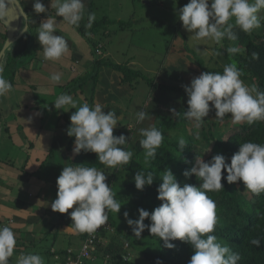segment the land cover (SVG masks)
<instances>
[{"label":"clouds","instance_id":"9594fccd","mask_svg":"<svg viewBox=\"0 0 264 264\" xmlns=\"http://www.w3.org/2000/svg\"><path fill=\"white\" fill-rule=\"evenodd\" d=\"M18 4V0H0V19L7 15V5ZM50 8L55 9V15L47 14L39 24L36 39L43 47L45 60L58 61L65 56L69 49L63 36L57 35L58 23L56 17H62L60 23H66L73 28H79L86 13V0H50ZM264 9V0H189L179 9L178 18L182 27L195 41L211 40L220 44L225 38L237 40L234 26L242 32L251 33L261 27L264 16L258 13ZM33 10L37 14L46 13V7L41 0H33ZM96 14H87V28H91ZM235 24L230 23L233 20ZM11 44L7 43V48ZM200 51V49H197ZM229 54H236L237 47H228ZM253 59H259V54L252 53ZM0 65V97L12 90V84L2 75ZM242 73L233 61L223 68L221 73L202 72L198 77L184 86L188 97L187 111L183 117L199 128L211 110H215V117L221 121L230 115L233 123H247L252 125L257 121H264V91L256 85L251 87L240 79ZM62 74L53 73L50 82H61ZM211 103V108H210ZM65 106L75 111L70 116V126L66 134L74 137L73 156L81 151L94 153L97 160L108 168L129 164L133 156L132 151L125 150L127 137L123 134L114 136L117 118L114 112L103 110V106L96 103L90 107L87 102L77 108L73 97L61 94L54 102V108L61 110ZM65 112V111H64ZM68 112V111H67ZM175 115L174 110L170 109ZM149 113L137 111V122H142ZM143 137L139 141L144 150L145 164L155 159L157 149L161 146L164 135L155 125L141 129ZM178 145L183 152L186 140L180 137ZM208 147L206 152H210ZM222 154H216L208 161L202 156H196L190 170H185V178L195 176L201 181L200 186L185 184L181 187L170 169L160 173L161 182L157 191L160 205L149 211L138 209V219L129 218L128 212L123 216L127 225L132 229L136 239L147 229L148 232L164 242V247L173 249L171 241L179 240L187 243L193 250L188 264H238L241 259L239 253H234L226 244L218 242L214 233L217 216L216 203L208 196L209 192L224 189L221 183L225 179L228 184L241 182L252 193L264 192V144L245 142L239 145L230 162ZM67 165L64 166L56 180L57 193L51 202V210L55 213H68L72 221L71 228L75 233H95L108 222L107 211L119 213L121 204L115 199L112 189L106 183L104 172L95 166ZM222 172L226 176L222 177ZM154 181V172H136L134 185L137 191H143ZM75 205V207H74ZM72 209L71 212L69 210ZM145 219L150 224H145ZM251 244L259 247L260 240L252 239ZM16 246V235L11 227H0V264H9ZM15 264H45L39 254H21ZM160 264V261H157Z\"/></svg>","mask_w":264,"mask_h":264},{"label":"rangeland","instance_id":"374dc122","mask_svg":"<svg viewBox=\"0 0 264 264\" xmlns=\"http://www.w3.org/2000/svg\"><path fill=\"white\" fill-rule=\"evenodd\" d=\"M184 1L186 2V4L189 2V0ZM43 4L45 5L47 12L41 13V15L35 13L32 8L30 9L31 6H29L28 12L32 17L29 21L27 19L28 27H26V22L23 20L24 17L22 15L21 16L23 18H21L20 15L18 18L16 17L12 5L6 6L7 12L9 11L10 13L9 18L6 15L5 18L0 19V33H5V31L7 30L6 36L9 32L15 31L16 28L17 29L14 32V35L16 37H22L26 34V32H29V34H27L28 36L26 35V41L23 44L16 43V41L13 45L14 49L12 47V49L14 50V61L17 63V67H20L21 64L25 62L30 63L31 61L36 60L39 61V63L36 62L37 64L50 65L47 66L45 70L48 75L38 73L40 77L36 78L33 75L26 74V81L24 83H26L27 87L24 91L27 92H30L31 89L38 88L33 84H40L39 87H42L41 82H46L53 73H56L55 70L64 68L62 59H68V54L63 56L58 61L48 60L47 62L44 59L43 47L39 45V42L36 39L38 34L37 30L39 28L38 19L45 20L47 14L54 16L55 9H51L50 5L48 6L47 3ZM180 8L181 6L176 0H86V11L92 9L91 12H94L96 14V19L105 17L110 20H122L131 22V29H128L129 25H127L123 29H118L116 25L109 26L108 37H106L104 40V42L106 43L105 52H110V54H112L113 56H108L109 59L112 60V58H114V60L118 61V64L134 61L138 66H140L135 69L142 71L147 79H153L154 83H157V81L166 83L168 82V84H175L178 87L184 88V86L190 84L193 78L198 77L201 74L196 62V58L202 60L207 68H224L225 59L222 52H224L226 44L223 41L220 44H217L211 40L195 41L191 39L190 36L192 35V33L187 32L182 27V24L179 21L178 12ZM22 11L24 12L23 8ZM24 13L26 14V12ZM258 15L264 16V9H261ZM85 18L86 13L84 18L80 22L79 28H73L68 26L66 23H60L62 21V17H56L57 23L59 25L55 33L64 37V39L68 43V49L72 48L73 51L84 56L86 54L84 47L87 44L91 48L94 47V43L102 42L101 39L96 38L93 35L87 36L86 39L89 38V43H86V40L81 38L80 30L85 31L86 33L90 32V29L86 27L87 24L85 23ZM4 21H7L6 24H8L9 26H7ZM23 22H25V24ZM229 22L235 24L234 19L230 20ZM4 25L5 27H7L6 30H4ZM170 27H173L175 30L181 29L182 33L187 37L186 41H188L186 42V48L189 49L188 52H185L186 48L184 47L185 43L183 42L181 48L182 50H179L181 51V53H179L178 48H180V43L177 40L182 42L181 40L183 39H181V37L179 36L177 37L178 39L176 38L177 40L175 38H171V33L173 30H171ZM24 29L25 31L24 33H22ZM263 30L264 20L261 21V27L259 29H254V32L256 34H260ZM70 31L73 32L72 35ZM179 31L180 30H178L177 32ZM77 41L80 44H78ZM232 45L236 47V43H232ZM174 48L177 49L176 53L171 52ZM197 49H200V51H197ZM6 54L7 53H5L4 55ZM116 61L113 62L116 63ZM51 67H55L57 69ZM49 68L51 69L48 71ZM81 68H83V66L81 65H71L69 68L70 73L74 74ZM110 75H115V77H117L118 74H111L110 72ZM70 77H65V79L63 78L65 84H63L61 88L59 87L58 95L56 96V98L63 94L64 91L67 90V87L70 86ZM63 79H61V81ZM244 84L249 86L245 82ZM100 86L101 84H99V87L95 89V92L99 91ZM11 91L14 92L15 89H12ZM14 93L11 95L12 99ZM109 93L112 95V98L114 97V100L116 102V105L113 106L112 112L118 115L116 116L118 124L114 129V132L118 131L120 135L123 134L128 138L127 144L123 147L125 148V150L132 151L134 153L137 141H140V139L142 138L141 134L138 133V130L146 129L148 126L151 127L152 125H155L156 119L154 117L145 121V125L143 120L141 122L143 123V126L140 124V122L138 123V126L136 125V113L137 111H143L145 109V104L147 103L150 89L146 85V81L142 79L138 82L135 88L119 82L117 85H115V89H113L111 86ZM7 95L8 94L0 97V111L3 113H5L6 111L5 114H7L9 118L13 117V115H11L9 112L10 108L13 109L14 106L10 105V107L5 108V102L3 98L6 97L8 103L10 101ZM26 95L27 94L25 93L23 94V100H25L26 102L30 101L28 100ZM81 95V97L83 98H80V95L78 97L72 96L74 101L76 102L77 108L85 102L88 103V98L91 97L89 88H83V94ZM174 96L175 100L174 98H172V101H176V106L175 109L171 110H174L176 113L177 110L180 109V107H183L187 111V95L182 92ZM174 96H170V94H168L167 99L170 101V98ZM20 103L22 104V102L18 100L17 108H25V106L22 107ZM106 103L107 102H105V105ZM103 110L105 111V113H107L108 111L106 109V106H103ZM74 111L75 109H72L71 112H68L72 114ZM55 113L56 115H58L60 112L59 110H56ZM161 114L167 117L170 116L172 120L177 117V115L173 114L170 111H167L166 109H162V113H160L159 115ZM181 115L183 116V113H180L179 116ZM160 123L161 121L158 120L156 125H160ZM204 123L207 124H202L205 130H202V126H200L199 128H195L193 126V123L188 120L185 123H179L176 127L177 131L180 132V135L176 136L177 132H173V130H171L167 133V137L169 141H178L182 134L186 135L188 139L192 140V149L195 151L201 150L204 154V158H207L210 155L218 154L216 149L213 148V144L218 142L221 133H224L226 131H235L231 127H238L237 125L244 124L233 123L230 115H226L224 120L221 121L215 117L214 109L211 110L208 116L204 118ZM212 123L216 124L214 125ZM36 124H34V128L30 136H28L29 133L25 130L20 134L22 140L21 145H24L26 143V146L23 149L25 150V152L27 151V154L24 155L26 156V158H28V164L33 165L30 161L34 158L37 165H70L71 160L73 159L72 149L74 145L72 143V145L70 146V137H68L66 134L68 126L61 119L60 114L58 115L57 127L54 130L60 135L58 137H55V143H57L56 145L60 146L58 148H56V145L53 147V144L51 145L53 141H51V146L48 145L47 148L49 149L45 153L41 151L34 153L33 151H31L32 143L28 140L27 136L30 138H35L36 136H38V129L43 126V122H38ZM182 127H184L185 130H182ZM134 132L135 134H133ZM210 135H213V140L211 139ZM9 136H13L12 130H7L6 133L4 131L0 134V165H9V162L11 164L14 163L15 165H25V163H23L22 161V153H24V150H19L20 148L11 147ZM114 136H119V134L117 135L116 132L114 133ZM209 141H211L212 143H209ZM208 147L211 149L210 152H206ZM53 148L56 149L54 150ZM12 150H15L16 153L9 154V152ZM50 151H52V156H48V152ZM36 156H38L39 158L36 159ZM132 158L129 162L130 164L132 163ZM141 162L145 164L144 154L143 157H141ZM193 164L194 162L192 163V165ZM179 165H176L177 168L174 166H170L169 168H167L172 171L176 179H180L181 177H183L182 173L185 171L181 161L179 162ZM145 166L150 167L149 165ZM153 170L160 177V173H162L165 169L160 170L155 168ZM101 171H103L105 176L107 177L106 183L112 189L115 199L118 196L129 197L133 193L134 195L135 193H137L136 189L129 190L126 186L130 182L134 183V179L131 178L128 174V169H125V165H118L115 168L106 167ZM238 189L242 194L246 193L247 191L243 184H238ZM54 200L55 199H53L52 201ZM118 202L122 205L119 213L116 214L110 210L107 211V214L109 215V221L112 220L114 222V227L111 228L108 233L101 237V241L98 244V252L96 254L97 258L93 264H108L109 259L111 260L112 258H116L118 249L119 252L121 251V254L123 253L126 258L132 256L131 259L142 264H156V262H150L148 260V256H154L159 253L161 240L158 237L152 236L147 229L141 234L140 239H136L133 236L132 229L127 225L123 213L128 212L129 218L138 219L137 208H135V206L128 202ZM147 203L148 204L144 205L142 208L149 211L150 213L154 208L160 205L156 200H150L147 201ZM66 215L67 213H54L55 226H57L59 223L65 224L67 222L66 217H68L69 214L68 216ZM144 223L150 224V221L148 219H145ZM118 231L122 232L120 236L118 235ZM25 243L26 242H24L23 244ZM131 243L133 244L132 247ZM49 245V241H44L41 244V247L44 249L49 247ZM54 246L55 248L59 247L58 244H55ZM30 250L31 248L29 246L23 245L22 251L19 252V250H17L16 252H19L18 254H29L32 253ZM48 257L52 256L48 255ZM12 258H16L14 253ZM11 264L14 263L11 262Z\"/></svg>","mask_w":264,"mask_h":264},{"label":"trees","instance_id":"16d2710c","mask_svg":"<svg viewBox=\"0 0 264 264\" xmlns=\"http://www.w3.org/2000/svg\"><path fill=\"white\" fill-rule=\"evenodd\" d=\"M176 1L181 6V8L186 5V2L184 0ZM41 2L47 3L48 6L50 5V0H41ZM91 10L92 9L86 11V24L87 14L92 13ZM26 16L28 17V20H31L30 18L32 16L30 15V13L26 14ZM42 21L44 20L38 19L39 24ZM111 25H116L118 29H123L127 25H129L128 29H131L130 21H116L104 17L101 19H95L91 28H89V33L80 30L81 38L86 40V43H89V38L86 39L88 35H93L96 38L101 39L102 42L94 43V47L91 48L87 44L85 46L86 55L84 57H79L77 52L73 51L72 48L69 49L67 53V60L69 62L68 67L70 68L71 65L77 64L83 66V68H81L74 74H70V86L67 87V90L64 91L63 94L78 97L79 95L83 94V88L88 87L89 92L91 93V97L88 98V104L90 107H93V95L99 78V70L101 68H109L114 72H118L120 74V82L122 84H127L132 88H135L138 82L143 79L144 81H146V85L150 89L164 96H167L168 94H170V96H174L182 92L185 93L184 88L168 84V82L166 83L157 81V83H154L153 79H147L142 71L131 67L128 62L117 64L114 63L111 59L103 57L101 52L103 48L104 50L106 48V43L104 42V40L106 37H108V28ZM170 29L173 30L171 33V38L176 39L178 36L181 37V39H183L181 40V45H183L184 42V47L186 48V42L188 40L186 41L187 37L182 33L181 29H178L180 30L179 32H177L178 30H175L173 27H170ZM234 31L237 34V40L230 41L227 38L223 40V42L226 44L225 50L224 52H222L225 59V65L230 64L234 61L237 64L238 69L242 73L240 79L250 87L252 85H256L260 91H264V30L260 34H256L254 30L251 33H245L242 32L239 27L234 26ZM27 34H29V32H26V34L22 36L17 43L23 44L26 41ZM72 34L73 32H71V35ZM6 37V34H3V36L1 37V44H4ZM177 41L180 43L179 40ZM232 43H236V47L239 49V51L234 55L229 54L226 51L228 47H234ZM78 44L80 43L78 42ZM1 48L2 45L0 47V50ZM13 49L1 58L0 65H2L3 67L2 75L14 87L15 76L18 67L17 63L14 61L15 57ZM188 50L189 49L186 48L185 52H188ZM253 52L259 54V59L252 58ZM196 62L201 73L209 71L222 74L223 72V68H207L204 62L198 58H196ZM45 65L46 64H44L43 66ZM47 66L50 65H46V67ZM67 111L71 112L72 109H70L69 106H65L63 109L59 110V114L64 123L69 127V118L71 114ZM184 111H186L185 108L180 107V109L177 110L176 113H183ZM179 115H177L174 120H172L170 116L167 117L158 115L156 117L155 126L163 133L164 140L161 146L157 149L155 159H152L150 163L147 164L150 167L145 166L146 164L141 162V157H143L144 150L140 146L139 141H137L135 145V152L133 153L132 163L125 164V169H128V174L133 179L136 172H143L147 174L148 171H153L154 181L151 186H146L143 191L136 190L137 193H135V195L133 193L129 197L118 196L116 198L118 199V201L131 203L133 206H135V208H137V210L142 208L144 205H147V201H158L156 189L159 187L161 178L153 169L157 168L163 170L169 168L170 166H174L177 168L176 165H179V162L181 161L184 170H190L193 166L192 163L195 162L196 156H202V158H204V154L201 150L195 151L192 149V140L188 139L184 134L181 135V137L186 140V147L183 149V152H181L179 148L178 141H169L167 133L173 130V132H177L176 136L180 135V132L177 131L176 126L179 123H185L187 121L182 115ZM158 120L161 121L160 125H156ZM202 124L207 125L204 122ZM237 126L238 127H231L235 131H226L224 133H221L218 142L213 144V148L216 149L218 154H222L228 158L226 162H230L231 156L239 150V145L242 143L254 142L258 144H264V121H257L252 125L244 123ZM182 130H185L184 127H182ZM202 130H205L204 126H202ZM116 132L117 135H120L118 131ZM116 132H113V135ZM210 136L213 140V135ZM74 139V137H70V146L74 142ZM141 139H143V137ZM209 143L212 142L209 141ZM51 155L52 151L48 152V156ZM212 156L214 155H210L207 158L205 157V161L210 160ZM27 160L25 162H27ZM83 164H85L84 166H95L98 170H104L106 168L105 165L101 164L97 160V157L94 153H85L81 151L79 155L73 156L71 165L78 166ZM9 165L15 164H11L9 162ZM42 166L43 164L40 165V167ZM223 176H226V173L222 172V177ZM177 181L179 182L181 187L185 184H191L193 186L199 187L201 183V181H199V178H196L195 176H190L188 178H185L183 176L180 179L178 178ZM221 183L224 185L223 190L207 193L208 196L212 198L216 203L217 224L214 233L212 234L217 237L218 242L226 244L232 252L240 254L241 259L238 264H264V192L255 194L247 190L246 193L242 194L238 189V184H242L241 182L230 185L226 182L225 179H222ZM126 186L129 190L136 189L134 183L131 182ZM158 202L159 204L161 203L160 201ZM110 223L111 228H113L114 222L111 220ZM121 233V231H118L119 236L121 235ZM84 236L85 233H82V239L84 238ZM102 236L103 232L100 237ZM252 239H259L260 246L256 247L252 245ZM171 243H173L175 247L173 249H168L163 246L164 242L161 241L159 253L154 256L149 255L148 260L150 262H156V264L157 261H160V264H188L191 256L193 255L191 246L179 240L171 241ZM132 246L133 244L131 243V247ZM131 258L132 256L126 258L125 255H123V253L121 254V251L119 252L118 249L116 258H112L111 260L109 259L108 264H142L140 262L134 261Z\"/></svg>","mask_w":264,"mask_h":264},{"label":"crops","instance_id":"0c3cea01","mask_svg":"<svg viewBox=\"0 0 264 264\" xmlns=\"http://www.w3.org/2000/svg\"><path fill=\"white\" fill-rule=\"evenodd\" d=\"M19 4L23 8L24 12L27 11V13H29V6H31L30 9H33V0H19ZM9 14L10 13L8 11V18ZM4 22L6 24L7 21ZM23 23L25 24V22ZM6 25L9 26L8 24ZM26 27H28L27 23ZM6 29L7 27L4 25V30ZM6 32L7 30L5 33H0V46L2 45L1 37L3 34H6ZM179 47L178 51L182 48L181 42ZM105 50L103 48L101 52L103 57H113L110 52H105ZM176 51L177 49L174 48L171 52L176 53ZM78 56L82 57L84 55L78 54ZM112 60L116 61L114 58H112ZM46 61L48 62V60ZM36 62L39 63L38 60L31 61L30 63L25 62L18 67L15 76V85L12 87V89H15V93L12 91L7 93V97L10 100L9 103L7 102L6 97L3 98L5 108L10 107V105L14 106L13 109L10 108L9 112L13 115V117L8 118L7 114H5L6 111L5 113L0 111V134L4 131L6 133L7 130H12L13 136H9L11 147L24 150L23 148L26 146V143L21 145L22 140L20 134L25 130L29 133L28 136H30L34 128V124L43 122V126L38 129V136L35 138L27 136V138L32 143L31 151L34 153L39 151L45 153L49 149L47 147L50 145L51 141H53L51 145L53 144L54 147L57 144L55 143V137L60 136L59 133L54 131L58 124L59 115H56L55 113L56 109L54 108V102L58 98H56V96L58 95L59 87L61 88V86L65 84V77H70L71 73L68 67V60L62 59L64 68L57 69L55 67H51L57 69L55 70L56 73L59 72L62 74L61 79H64L60 83H51L49 77L46 82H41L42 87H39L40 84H33L38 88L31 89L30 92L24 91L27 87L26 83H24L26 81V74L33 75L36 78L40 77L38 73L48 75L45 71L47 68L46 65L43 66L42 64H37ZM116 63L118 64V61H116ZM128 64L133 68L140 67L134 61L128 62ZM51 68H49L48 71ZM110 72L111 74L117 73V77H115V75H110ZM119 82L120 74L118 72H114L109 68H101L99 70V78L95 89L99 87V84H101V86L99 91H94L93 104L95 105L96 103H99L102 106H106V109L112 112L113 106L116 105V102L114 97L112 98V95L109 92L111 86L115 89V85ZM13 93L14 95L12 99L11 95ZM24 93L27 94L26 97L30 101L26 102L23 100ZM81 96L82 95L79 97L83 98ZM172 98L175 100L174 96L171 97L169 101L166 95L162 96L160 93L150 89V94L148 95L149 102L147 100L145 109L143 110L144 112L149 113L150 116L145 118L144 125L145 121L153 117L156 119V117L162 113V109H166L167 111L175 109L176 101H172ZM18 100L22 102V104H20L22 107L25 106V108H17ZM105 102H107L106 105ZM115 115L118 116L116 113ZM140 124L143 126V123L140 122ZM136 125L138 126L137 120ZM147 128H149V126ZM138 132H140V129ZM58 147L60 146L56 145V148ZM56 148L53 149L55 150ZM15 153V150L9 152V154ZM24 154H27V151L25 152L24 150V153H22L23 163L28 159ZM38 158L39 157L36 156V159ZM30 162L33 165H29L28 160L25 162V165H0V227L3 225L9 226L16 235V246L14 249L16 258L10 257L9 264H11V262L15 264L16 259L19 255H21L18 253L22 251L23 245L29 246L32 253L41 255L45 264H60L68 258V251H72L73 253L77 252L82 240V233H75L72 231V221L69 218L68 213L66 215L68 216L66 217L67 222L65 224L59 223L55 226V212L51 210V202L56 198V180L64 166L43 165L40 167V165L36 164L34 158L31 159ZM71 211L72 209L69 210V212ZM108 232L109 231H103V235ZM44 241H49L50 245L49 247L43 249L41 244ZM24 242L26 243L23 244ZM55 244H58L59 247L55 248ZM17 250H19V252H16ZM48 255H51L52 257H48Z\"/></svg>","mask_w":264,"mask_h":264},{"label":"built area","instance_id":"2783aa9c","mask_svg":"<svg viewBox=\"0 0 264 264\" xmlns=\"http://www.w3.org/2000/svg\"><path fill=\"white\" fill-rule=\"evenodd\" d=\"M108 215V214H107ZM111 223L109 221L106 225L101 226L95 233H85L81 240V245L77 253L68 251V258L60 264H93L96 260V252L98 251V244L101 241V234L103 231H109Z\"/></svg>","mask_w":264,"mask_h":264},{"label":"water","instance_id":"95a60500","mask_svg":"<svg viewBox=\"0 0 264 264\" xmlns=\"http://www.w3.org/2000/svg\"><path fill=\"white\" fill-rule=\"evenodd\" d=\"M12 6H13V10H14V12H15V14H16V17L18 18L19 17V15L24 19V21L27 23V16H26V14L22 11V8H21V5L19 4V2H18V4H12ZM17 29V28H16ZM16 29H15V31H16ZM15 31H11V32H9L8 34H7V37H6V40H5V42H4V44H3V46H2V48H1V50H0V60H1V58L4 56V54L5 53H8V52H10L11 50H12V47H13V45H14V43L16 42V41H18L19 40V38H20V36H18V37H16L15 35H14V32ZM24 31H25V29L22 31V33H24ZM21 33V34H22ZM7 43H10L11 44V49L9 50V49H6L7 48Z\"/></svg>","mask_w":264,"mask_h":264}]
</instances>
